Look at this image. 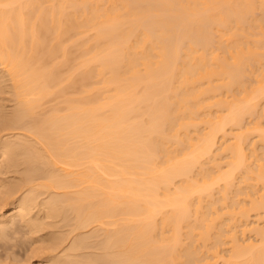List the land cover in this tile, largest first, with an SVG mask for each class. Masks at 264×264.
Returning <instances> with one entry per match:
<instances>
[{"label": "bare ground", "instance_id": "1", "mask_svg": "<svg viewBox=\"0 0 264 264\" xmlns=\"http://www.w3.org/2000/svg\"><path fill=\"white\" fill-rule=\"evenodd\" d=\"M0 264H264V0H0Z\"/></svg>", "mask_w": 264, "mask_h": 264}]
</instances>
